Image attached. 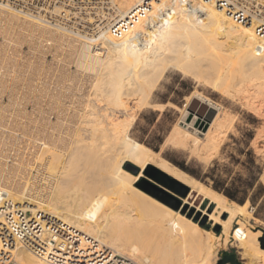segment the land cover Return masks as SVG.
I'll return each mask as SVG.
<instances>
[{
    "label": "bare ground",
    "instance_id": "6f19581e",
    "mask_svg": "<svg viewBox=\"0 0 264 264\" xmlns=\"http://www.w3.org/2000/svg\"><path fill=\"white\" fill-rule=\"evenodd\" d=\"M200 1L109 0L113 9L104 15V27L140 5L143 17L118 36L100 31L93 40L99 48L92 47V38L0 4V33L5 37L0 44V95L8 94V102L0 101V201L9 199L27 216L40 214L43 224L63 221L140 264H216L217 250L227 245L232 229L239 236V253L253 257L252 264H264V229L249 223L253 216L246 204L205 189L161 152L131 136L139 113L156 107L155 91L169 68L189 73L223 98L215 103L201 90L186 95L180 110L184 119L165 136L171 147L207 163L234 127L226 102L252 112L264 124V40L254 26L234 21L218 0ZM37 39L53 49L67 44L62 54L67 60L58 58L46 71L40 56L18 61L22 56L18 58L16 46H33ZM194 100L205 105L204 111L190 112ZM70 154L83 167L68 169ZM128 161L139 168L137 175L123 167ZM150 165L189 188L182 210L134 186ZM190 198L213 206L201 210L210 228L199 224V217L194 221L188 216L184 207ZM125 202L131 207L119 220ZM144 215L158 223V234L143 230ZM157 237L168 239L160 243ZM172 239L180 247L194 243L201 252L177 254ZM14 258L21 264H55L28 248H18Z\"/></svg>",
    "mask_w": 264,
    "mask_h": 264
},
{
    "label": "rangeland",
    "instance_id": "374dc122",
    "mask_svg": "<svg viewBox=\"0 0 264 264\" xmlns=\"http://www.w3.org/2000/svg\"><path fill=\"white\" fill-rule=\"evenodd\" d=\"M198 39H196L197 42H198ZM202 39L207 41L206 37H203V34H202ZM196 40L194 39V41ZM4 41H5V37L3 38V35L0 33V44H2ZM24 43H25V46L22 45L23 44L22 43L20 45L21 48L18 45L16 46L18 49H20L18 52V54H20L18 58L22 56L20 59H18V61H22L26 63L27 61L25 60H28L29 57L32 56L35 58L37 56L36 58H39L40 56L41 59L45 60V64H46V66L43 67V71H46L47 70L46 67H48L50 64L53 65L54 63L58 62L59 59H60L59 62L64 61L61 58L65 59L64 58L65 56L62 54H64V49L66 48L67 44H64L62 46L63 47L62 50L60 48H58L59 50L56 48L57 51H59V52H56L55 47L54 49L52 48L54 45L53 46L51 45V47L50 46L46 47L42 44L43 41L40 39H37L36 44L33 46L32 45L29 46L28 42H24ZM202 44L204 45L205 43H203L202 41ZM43 48H45V50ZM37 49H41L42 51L37 50ZM11 50H14V47H12ZM39 52H44V53H39ZM52 52L54 53L52 54ZM56 53H57V57H56ZM60 56H63V57H60ZM22 58L24 59V61ZM54 58L56 60H54ZM67 66L69 67L70 72H73L74 66L72 64H68ZM169 69L170 70L166 71L167 74L165 73L164 78L161 80L159 84V86L160 85L161 86L160 87L158 86L159 88L157 87V90L155 91L153 102L155 103L156 107L149 108L139 113L131 129L132 138L138 141L139 143L148 146L149 148L153 149L156 152H161L162 156L165 159L173 163L174 166H176L178 169L184 172L187 176H189L191 180L201 184L207 190L214 191L221 195H224V194L214 190L212 187L216 185L220 187L221 189H225L227 187L234 186V187H237L239 190H243V191L245 190L246 195H247V200L245 201L244 204H246L250 212H252L251 215L253 216L249 220V223L258 226L259 228L264 229V195L257 202V204H252L248 200V198H250L254 194V192L257 190L260 184L264 185V131H263L264 124H263V120L255 116L252 112L240 106H234V105L232 106V104L226 102L224 103V105L226 104L225 105L226 108L233 115L234 127L232 128L230 132L226 134L225 140L220 150L213 157H211V159L207 163L203 162L202 160L198 159L195 156L190 155L189 153H186L182 150H178L174 147H171L170 145L165 143V138H166L165 136H167L168 132L172 129V127L177 122H180V120L184 119V116L181 114L180 110L181 108H183V105L185 104V100L187 96H189L192 93L191 91L201 90L200 92L202 94L206 95L213 102L215 101V103H217V101L218 103H222L223 98L216 91L214 92L212 88L208 86L206 88V85H203L201 83H199L200 84L199 86L198 82L197 81L195 82V80L193 79V76L192 75L190 76L189 73L188 75L187 73L184 74L181 71H178L176 69H173V70L172 68H169ZM57 71L58 70L56 69L55 72L57 73ZM13 77L14 75L8 76V81L6 83L10 84V81ZM1 95H0L1 96L0 101L2 100L1 102H5V103L8 102L7 92H4ZM204 109H205V105L200 104L198 100H194V102H192L189 106L190 112L191 111L199 112L201 110L204 111ZM67 163H68L67 165L68 169L69 168H72V169L79 168L80 169L81 167H83L82 164L77 163V160L74 154L69 155ZM125 163L123 164V167ZM129 163H132V162H129ZM144 176L145 175L143 174V176L140 177V179L134 184L135 187L141 189L138 186V183L140 182L142 178H145ZM145 179L149 181L151 184H155L157 187H160L159 184H157L154 180H153L154 182H152L147 178ZM59 184H60L59 186L63 185L62 182ZM164 191L170 194L173 198L180 201L181 205L179 209L182 210L181 207L184 206L183 201L187 195L185 197H181L180 195L176 194L175 192L171 190H170L171 193L166 190ZM125 203L123 205L124 207L123 206L120 207L121 211L118 215L119 220H121L125 214H128L127 211L130 210L131 205L127 203L125 204ZM189 203L190 204L187 203V205L185 206L189 213L192 211V214H191L192 219H194V221L197 220L198 218L195 219V217L196 215L200 214V216H198L200 218V220H198V223L201 224L205 228H210L212 223L209 222L208 215H205V216L202 215L201 210H204V208L205 209L210 208V210H212L213 206L209 207L208 201L202 200L200 198H196V199L190 198ZM167 206L174 209L172 205H167ZM196 209H200V210L196 212ZM174 210H177V209H174ZM226 216L227 215H225L224 217ZM146 217L147 215H144V219L141 224L144 227L143 230L146 232H149L152 235L153 233L155 234V231L158 234L159 232L158 223L152 217H147V218ZM155 225H158V227ZM212 228L217 234L221 233V227L219 225H215ZM157 238H158V242L160 243H163L164 239L165 240L168 239L164 237L162 238L157 237ZM172 240L175 241L174 239ZM175 242L176 243L173 242L174 244H172V246L176 245L177 250H175L176 249L175 247H172L171 245L170 246L173 248V250H175V252L176 251L178 252L177 254H180L182 256H185L184 254H190L192 256H196V255H199L201 252V248L197 247L196 245L194 246L193 245L194 243L187 242L186 245L184 244L180 247L179 245L181 242H177V241ZM177 245L179 246V249ZM239 246H240L239 236L238 237L234 236V229H232L229 239L227 241V245L225 247H219L217 250L216 264H252L254 260L253 257H251L250 255L242 256V254L239 253L240 251ZM231 256H233L234 258L232 259Z\"/></svg>",
    "mask_w": 264,
    "mask_h": 264
},
{
    "label": "built area",
    "instance_id": "2783aa9c",
    "mask_svg": "<svg viewBox=\"0 0 264 264\" xmlns=\"http://www.w3.org/2000/svg\"><path fill=\"white\" fill-rule=\"evenodd\" d=\"M109 0H0L15 10L39 16L43 24L60 26L86 38L93 48L100 31L121 35L143 17L144 6L128 12L104 27L103 17L112 11ZM211 0H201L207 3ZM190 4V2H189ZM218 6L241 25L254 26L264 40V0H218ZM197 15L200 13L197 12ZM261 47V45H259ZM39 215L27 216L9 199L0 201V264H21L14 258L18 248H28L55 264H140L101 245L63 221L42 223Z\"/></svg>",
    "mask_w": 264,
    "mask_h": 264
},
{
    "label": "water",
    "instance_id": "95a60500",
    "mask_svg": "<svg viewBox=\"0 0 264 264\" xmlns=\"http://www.w3.org/2000/svg\"><path fill=\"white\" fill-rule=\"evenodd\" d=\"M212 115L209 116L208 119L211 118ZM124 168L131 171L133 174H137L139 172V168L133 165L132 163H125ZM144 175L152 180H154L157 184L170 189L171 191L175 192L176 194L180 195L181 197H185L189 191L188 187L184 186L181 182L176 180L175 178L167 175L163 171L159 170L154 166H149L148 169L144 172ZM138 186L147 192L149 195L157 198L159 201L167 204L172 205L174 209H179L181 203L179 200L173 198L170 194L164 191L161 187H157L155 184H151L145 178H142L138 183ZM186 210V206L184 207ZM192 211L188 213V216H191ZM199 215H196L195 219L198 218ZM264 243V238L261 239ZM233 259L234 257L231 256Z\"/></svg>",
    "mask_w": 264,
    "mask_h": 264
},
{
    "label": "trees",
    "instance_id": "16d2710c",
    "mask_svg": "<svg viewBox=\"0 0 264 264\" xmlns=\"http://www.w3.org/2000/svg\"><path fill=\"white\" fill-rule=\"evenodd\" d=\"M212 188L239 204H244L245 201L247 200V195L245 190L244 191L239 190L237 187L231 186L225 189H221L220 187L215 185ZM263 195H264V185L260 184L257 190L254 192V194L250 198H248V200L252 204H257V202L263 197Z\"/></svg>",
    "mask_w": 264,
    "mask_h": 264
}]
</instances>
